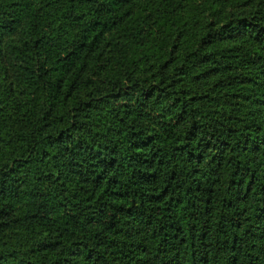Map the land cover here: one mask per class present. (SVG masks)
Listing matches in <instances>:
<instances>
[{"label":"trees","instance_id":"obj_1","mask_svg":"<svg viewBox=\"0 0 264 264\" xmlns=\"http://www.w3.org/2000/svg\"><path fill=\"white\" fill-rule=\"evenodd\" d=\"M0 264H264V0H0Z\"/></svg>","mask_w":264,"mask_h":264}]
</instances>
